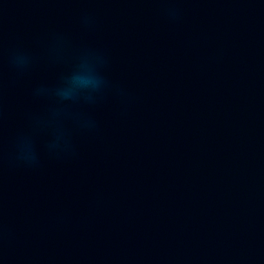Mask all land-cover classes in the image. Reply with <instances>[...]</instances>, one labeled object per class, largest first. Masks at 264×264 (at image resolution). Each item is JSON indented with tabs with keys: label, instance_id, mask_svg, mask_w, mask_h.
<instances>
[{
	"label": "water",
	"instance_id": "obj_1",
	"mask_svg": "<svg viewBox=\"0 0 264 264\" xmlns=\"http://www.w3.org/2000/svg\"><path fill=\"white\" fill-rule=\"evenodd\" d=\"M0 264H264V0H0Z\"/></svg>",
	"mask_w": 264,
	"mask_h": 264
}]
</instances>
